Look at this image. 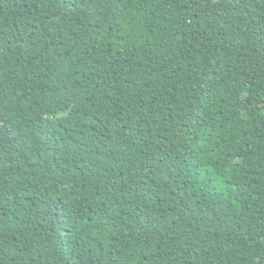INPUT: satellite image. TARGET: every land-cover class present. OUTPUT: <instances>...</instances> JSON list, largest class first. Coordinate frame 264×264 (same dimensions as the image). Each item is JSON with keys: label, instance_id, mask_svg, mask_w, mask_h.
I'll return each mask as SVG.
<instances>
[{"label": "trees", "instance_id": "1", "mask_svg": "<svg viewBox=\"0 0 264 264\" xmlns=\"http://www.w3.org/2000/svg\"><path fill=\"white\" fill-rule=\"evenodd\" d=\"M0 264H264V0H0Z\"/></svg>", "mask_w": 264, "mask_h": 264}]
</instances>
